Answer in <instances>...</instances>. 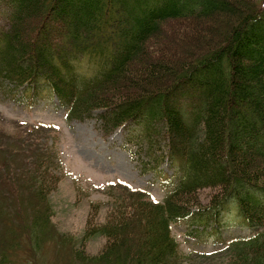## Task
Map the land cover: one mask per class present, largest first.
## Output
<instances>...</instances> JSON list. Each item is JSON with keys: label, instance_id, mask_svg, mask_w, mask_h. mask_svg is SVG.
Instances as JSON below:
<instances>
[{"label": "trees", "instance_id": "obj_1", "mask_svg": "<svg viewBox=\"0 0 264 264\" xmlns=\"http://www.w3.org/2000/svg\"><path fill=\"white\" fill-rule=\"evenodd\" d=\"M246 1L0 0V93L21 89L29 108L55 100L66 119H94L104 137L124 128L128 142L148 144L154 155L142 171L165 191L155 201L110 184L109 216L101 220L103 205H93L75 262L193 264L173 225L199 235L235 223L249 235L231 241L222 264H264V0ZM209 19L215 34L196 35L176 56L165 26ZM43 173L25 169L21 187L7 178L9 192L34 187ZM38 183L31 200L42 207L26 224L20 217L19 230L7 224L0 264H16L23 245L33 255L49 238V183ZM96 237L105 243L90 256Z\"/></svg>", "mask_w": 264, "mask_h": 264}, {"label": "rangeland", "instance_id": "obj_2", "mask_svg": "<svg viewBox=\"0 0 264 264\" xmlns=\"http://www.w3.org/2000/svg\"><path fill=\"white\" fill-rule=\"evenodd\" d=\"M257 1L246 2L254 4ZM66 15L70 17L72 13L69 11ZM165 27L171 40L176 41L173 48L176 56L181 54L182 49L196 45L193 44L196 35H205L204 38L209 39L217 30L213 19L178 20ZM195 47L193 49L197 52L199 46ZM15 93V97L0 93V198H6L0 200L6 211L0 214V217H5L4 221L0 218V243L6 241L4 230L7 224L19 230L20 217L26 224L33 219L34 210H40L43 202L32 201L31 198L38 182L47 180L49 186L44 187L48 189L45 206L50 208L49 238L33 255L27 252L24 245L17 247L14 259L16 264H80L73 260V248L83 238L87 221L93 218L94 204L103 205L99 214L101 220L109 216L111 209L107 207L110 202L107 188L110 184L121 181L135 190L148 193L156 201L164 198L158 177L151 171H142V162L148 161L154 154L146 142L138 145L128 142L124 128L110 137H103L95 120L68 122L56 101L36 100L29 108L22 90H15ZM245 112L248 113V110ZM240 136L242 139L243 134ZM155 154H160L159 148ZM25 169H43L45 175L38 176L42 179L32 183L34 187L27 183L24 186L27 190L18 193L23 184L19 179L25 178ZM168 172L171 173L170 170ZM11 176L20 182V187H14V193H10L8 187L10 180L7 178ZM202 203H207L206 197ZM173 229L182 251L195 254L193 264H222L225 257L222 252L226 250L228 241L223 244L212 232L191 236L188 223L176 224ZM229 230L246 234L241 227L233 225L226 227L220 236L227 239ZM62 239L72 242L65 241L66 245ZM59 243L63 246L60 247ZM104 243L103 237L91 239L86 253L90 256L98 254Z\"/></svg>", "mask_w": 264, "mask_h": 264}]
</instances>
